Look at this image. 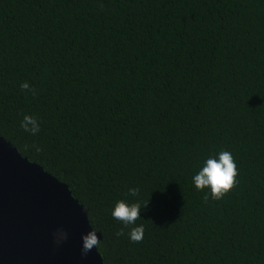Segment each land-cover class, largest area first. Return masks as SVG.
Here are the masks:
<instances>
[{
    "label": "trees",
    "instance_id": "16d2710c",
    "mask_svg": "<svg viewBox=\"0 0 264 264\" xmlns=\"http://www.w3.org/2000/svg\"><path fill=\"white\" fill-rule=\"evenodd\" d=\"M0 135L87 208L102 264H264V0H0ZM221 150L212 200L192 177Z\"/></svg>",
    "mask_w": 264,
    "mask_h": 264
},
{
    "label": "water",
    "instance_id": "95a60500",
    "mask_svg": "<svg viewBox=\"0 0 264 264\" xmlns=\"http://www.w3.org/2000/svg\"><path fill=\"white\" fill-rule=\"evenodd\" d=\"M59 229L67 239L57 245ZM91 230L87 208L68 185L0 135V264H102L96 247L81 255Z\"/></svg>",
    "mask_w": 264,
    "mask_h": 264
},
{
    "label": "clouds",
    "instance_id": "9594fccd",
    "mask_svg": "<svg viewBox=\"0 0 264 264\" xmlns=\"http://www.w3.org/2000/svg\"><path fill=\"white\" fill-rule=\"evenodd\" d=\"M22 91L27 90L33 96L36 94V89L33 88L27 81L20 84ZM20 127L23 131L36 135L40 131V124L35 116L25 114L20 121ZM37 151H41L39 147ZM218 156V158H217ZM238 175V169L236 161L231 152L227 150H221L214 156H209L203 167L192 177V183L199 191L204 189H210L211 199L220 200L229 191L236 186V177ZM139 188L133 187L128 189V195L138 196ZM209 195L206 193L204 200L207 202ZM148 201L143 203V207H147ZM142 205L140 202L128 203L123 199L117 200L111 210V215L114 219L120 221L124 228L128 229V238L133 243H140L144 236L143 224L137 225L136 222L141 219L140 211ZM124 228H122L117 235H124ZM67 239V232L63 229H59L54 233V243L59 245ZM100 245V239L97 236L95 230H91L82 236V257H86L87 254Z\"/></svg>",
    "mask_w": 264,
    "mask_h": 264
}]
</instances>
